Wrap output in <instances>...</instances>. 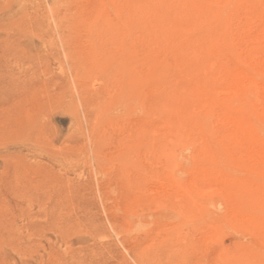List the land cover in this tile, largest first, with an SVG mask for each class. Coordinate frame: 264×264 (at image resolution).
Segmentation results:
<instances>
[{
    "label": "rangeland",
    "instance_id": "obj_1",
    "mask_svg": "<svg viewBox=\"0 0 264 264\" xmlns=\"http://www.w3.org/2000/svg\"><path fill=\"white\" fill-rule=\"evenodd\" d=\"M262 126L264 0H0V264H264Z\"/></svg>",
    "mask_w": 264,
    "mask_h": 264
},
{
    "label": "bare ground",
    "instance_id": "obj_2",
    "mask_svg": "<svg viewBox=\"0 0 264 264\" xmlns=\"http://www.w3.org/2000/svg\"><path fill=\"white\" fill-rule=\"evenodd\" d=\"M199 7H200V6H199ZM219 11H220V10H218V13H219V14H220V12L222 13V11H220V12H219ZM223 11H225V10H223ZM224 13H225V12H224ZM219 14H218V16H219ZM220 15H221V14H220ZM221 16H222V15H221ZM221 16H220V17H221ZM224 16H225V14H224ZM224 18H225V17H224ZM226 18H227V17H226ZM218 19H219V17H218ZM220 20H221V19H220ZM226 20H227V19H226ZM226 20H224V21H226ZM221 21H222V20H221ZM221 21H219V22L221 23ZM130 24H131V23H130ZM221 24L225 25L224 23H221ZM210 25H211V24H210ZM218 25H219V23H218ZM223 25H220V27L223 26ZM216 26H217V24H216ZM213 27H214V26H213ZM218 27H219V26H218ZM187 31H188V30H187ZM211 37H212V36H211ZM225 37H226V36H225ZM229 39H230V38H229ZM231 41H232V40H231ZM218 42H219V41H218ZM225 45H226V44H225ZM211 48H212V46H211ZM213 50H214V49H213ZM230 50H231V49H230ZM207 55H208V54H207ZM211 57H212V56H211ZM235 59H236V58H235ZM238 62H239V61H238ZM242 65H243V64H242ZM210 72H211V71H210ZM200 79H201V78H200ZM197 80H198V79H197ZM201 80H202V79H201ZM201 80H200V81H201ZM197 82H198V81H197ZM206 83H207V82H206ZM203 88H204V87H203ZM238 92H239V91H238ZM242 98H243V97H242ZM242 98H241V99H242ZM238 101H239V100H238ZM250 102H251V100H250ZM255 103H256V101H255ZM240 105H241V104H240ZM234 106H235V105H234ZM253 106H254V105H253ZM255 109H256V108H255ZM248 110L250 111V109H248ZM249 111H248V112H249ZM212 112H213V111H212ZM257 112H258V111H257ZM257 112H256V113H257ZM245 113H246V112H245ZM258 113H259V112H258ZM249 117H250V115H249ZM256 117H257V116H256ZM246 118H247V117H246ZM258 122H259V121H258ZM244 124H245V123H244ZM260 124H261V123H260ZM259 126H260V125H259ZM262 127H263V126H262ZM263 128H264V127H263ZM263 128H262V129H263ZM250 132H252V131H250ZM253 138H254V137H253ZM262 140H264V139H262ZM217 147H218V146H217ZM227 153H228V152H227ZM225 156H226V155H225ZM231 160H232V159H231ZM233 161H235V160L233 159ZM237 164H238V163H237ZM221 165H222V164H221ZM233 165H234V163H233ZM258 166H259V165H258ZM234 167H235V166H234ZM238 167H239V166H237V168H238ZM258 168H259V167H258ZM219 169H224V168H219ZM239 169H240V168H239ZM243 169H244V168H243ZM253 180H254V179H253Z\"/></svg>",
    "mask_w": 264,
    "mask_h": 264
}]
</instances>
